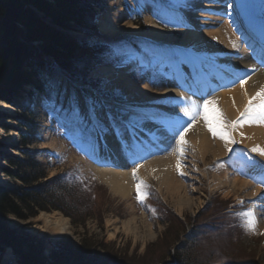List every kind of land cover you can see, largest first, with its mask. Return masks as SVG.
<instances>
[{"label": "rangeland", "instance_id": "1", "mask_svg": "<svg viewBox=\"0 0 264 264\" xmlns=\"http://www.w3.org/2000/svg\"><path fill=\"white\" fill-rule=\"evenodd\" d=\"M114 1L116 2V0ZM171 1L174 3V6L169 9V14L165 13L167 16L165 19L167 20H161L160 18V16L164 14L163 12H165L164 9L167 7L163 4L159 5L160 1L158 2L155 0H128L127 6L123 4L121 0L123 9H116L114 13L116 19H118L119 16H123L125 13V22H129L133 25H135L132 21L133 17L141 16L144 20V27L142 30L145 31H149L150 29L149 23L147 22L149 15L159 26L160 24L164 25V27L160 26L162 29L172 34L173 40L171 44L159 41L160 45L157 46L168 49L155 51L156 54L150 56L153 58L152 61L154 64L158 59L156 63L158 65H154L152 70L142 69L143 67L140 65V60H131L129 63L126 65L123 64L124 66H122L120 65V61L115 59V63L118 64H114L113 66L117 72L126 71V74H128L136 84L140 86L149 85L153 91L160 93H164L168 89V86L165 84L167 77L173 78L175 82H178L176 75L182 74L181 68L186 64L188 65L190 62L191 57L189 56V51L183 46V41L186 38L188 30L194 29L193 25L198 26L200 28V33H203L209 30L206 23L208 24L210 19H220L221 24L227 22L228 25L234 29V33L236 32L239 35L241 32L239 31L238 25H235L233 22V16H230L231 13V15L237 13L241 16L239 12L241 9V11L250 13L252 16L256 14L258 17L264 18V0H259L258 3H256V0H229L227 3H225L227 0H217V2L216 0L204 1V4H209V7L212 6L208 8V10L206 8L203 10L194 9L196 5H193V2L195 0ZM198 2L199 0L195 1V3ZM105 4L107 9L109 7L107 0H105ZM191 5H193V8H190ZM100 13L101 12H98L97 18ZM211 28L217 29V27L213 25ZM101 35L104 36L102 33ZM120 38L129 39L133 37L123 36ZM174 49H181V52H176ZM142 54L143 59H145L144 51ZM216 56H219V54H216ZM92 78L98 79L93 76ZM102 79L101 85L106 92H112V94L118 96V99H123H101V103L105 106V109L110 107L111 110L115 112L118 108L130 105L137 109L160 115L158 110L173 108L174 103L171 101V98L170 100L168 99L170 103L166 102L164 104L161 94H159L155 100H144L141 101V103H136V101H138L136 96L127 94L120 88H114L111 80ZM238 84L239 82H236L233 85L238 87L236 86ZM233 85L231 87H234ZM87 89L90 88L88 87ZM29 91H32L31 94L28 93ZM222 91L226 92V90H220V92H216L213 96H210L209 99L217 98ZM117 92L119 95H116ZM91 94L94 96L96 95L94 92H91ZM74 95L75 93L72 91L70 83L65 79L60 78L56 81L55 79H48L46 77L45 83L43 85H38V89L33 91L27 88V93L24 94L21 99L13 100L14 106L11 105L13 108L12 111L6 112L5 110H1L2 106H10V104L0 100V194L1 192L18 193L23 189L22 182L16 179L18 170L14 164L24 160V150L39 151L37 160L46 166L48 179L70 168H75L87 178L96 180L99 185L107 189V194L102 195L104 198L103 206L101 205L103 210L102 219L97 216H91L86 219L84 226H76L73 225L71 219L67 217L70 221L73 239H56L51 237L52 232L47 231L36 221V218L42 213H39L37 217L27 221L20 220L14 216L8 218V224L14 230H20L32 238L43 241V257L46 259V264H53L51 254L54 252L53 245L55 243L66 240L74 247H78L85 238H91L96 243L98 242L99 245L105 246V249L109 248L115 251V256L136 258L137 260L141 259L143 261L144 259L150 260L148 255H146L149 246L163 242V244L166 243L169 248H160L161 253L166 254L167 252H171V255L164 261L165 264H179L176 254L179 252V247L187 241L189 231L193 232V230H195L197 226L196 216L203 211H207L208 214H211L213 210L218 211L225 205H228V208L234 211V213L226 217L228 222L226 220L223 221L226 222L228 227L222 231L224 234L221 237L225 238V241L230 245L227 256V259L230 260L224 261L223 264H264V234H262L264 233V208H260L259 206L260 198L254 199L253 196H248L252 186L264 192V184L260 183L261 179H264V163L257 158L251 157L244 146L237 141L235 135L233 136L237 143L230 144L231 151L227 150L224 156L218 157L217 159L210 154H208L206 158L194 154V148L192 146L194 142L190 141L188 143L187 155L189 158L186 159L188 163H181L180 166V168L185 167L187 169V180H183L180 168L176 175L182 184L189 187L187 195L190 199V204L194 202L193 207L186 206L182 212H178L176 209V203L178 202L177 196L174 195L172 197L167 190H165V187H160L159 182L156 180L145 182L152 190V193H150L151 200L146 201L145 204L142 205L137 200V192L126 199L116 197L111 193L109 187L95 177L92 170L94 166H97L98 160H96V155H94V157H85V153L78 143L77 136L79 134L90 136L92 140L89 145L85 144V146L93 147L95 150L98 149V151L102 150L103 136H98L92 130L87 103L81 93L78 94L81 113L76 120V115L73 112L75 108L73 104ZM254 95L255 94H252L251 96ZM205 99H208V97ZM198 103H202V100ZM186 119L188 120V118ZM23 120L32 124L34 129L36 128L37 133L35 134L37 135V141L33 142V144L30 143L32 141L33 129L24 128L21 125ZM199 120L203 122L202 119ZM147 122L149 121L145 123ZM158 127L161 131L165 128V126L162 125ZM69 129L73 132L74 136L67 135V130ZM190 130L187 133H190ZM135 133L139 135L138 130H136ZM107 134L113 135L114 133L109 132ZM209 135L212 139L211 141H216L218 139H214L210 132ZM170 138L175 141L173 137ZM24 142L27 146H24ZM47 145H51L52 147L48 149ZM176 153L175 147L171 146L165 154H158L156 156H161L162 158L171 156L172 159H175ZM63 158L62 165H57V160ZM226 168L230 171V176L232 178L248 182L252 186L249 187L248 190L245 189L244 191L242 189L238 191V193H234L228 188L220 187L214 180V176H221L222 171ZM188 179L194 180L188 181ZM138 182L139 181H137V183ZM191 184L193 185L192 187L190 186ZM191 189H196L195 194L190 192ZM153 192L155 193L153 194ZM240 201L244 203L241 204ZM249 208H252L255 212V232L246 230L245 227L242 226L243 219L237 215V213ZM53 213L63 215L59 211L45 212L44 214ZM171 214L180 218L182 220V228L185 227L184 230L179 232L177 240H171L175 233H172L171 237L169 236L170 233H168L171 227L174 226ZM214 217H218V215ZM131 218H135L137 224H140L142 222L141 220L145 218L150 223L155 237L142 241L135 239L133 235L124 231L122 229L124 222ZM259 226H261L262 229H259ZM166 233H168L169 237H166ZM169 241H171V244ZM194 247H196L197 250L200 249V243L195 244ZM8 252H11L15 262L20 264V257L16 255L11 248H6L0 258V264H4V255ZM195 260L190 259L188 264H203L197 261V258Z\"/></svg>", "mask_w": 264, "mask_h": 264}, {"label": "trees", "instance_id": "2", "mask_svg": "<svg viewBox=\"0 0 264 264\" xmlns=\"http://www.w3.org/2000/svg\"><path fill=\"white\" fill-rule=\"evenodd\" d=\"M104 9V0H0V100L10 103L22 95L25 86L37 89L45 83L46 77L58 81L61 74L73 84L90 85L101 97L118 99L104 91L101 81L89 79V74L100 66L118 64L115 59L124 60L122 56H113L117 51L141 52L144 42L100 37L96 18L98 11ZM73 33L93 38L85 39ZM127 62H120V65ZM71 88L75 97L81 91L86 98L92 97L86 88L80 90L74 85ZM21 125L33 129L30 143L36 142V128L25 120ZM79 139L84 146L92 140L82 134ZM24 146H27L25 142ZM38 154L37 150H24V160L14 164L18 170L16 179L22 182L23 189L18 193L0 194V258L6 248H11L20 257V264H46L44 244L40 239L11 228L9 217L27 221L40 212L59 211L70 218L73 225L84 226L91 216L102 219V195L107 194L105 187L75 168L48 179L46 166L37 160ZM63 160H57V164L61 165ZM143 191L146 192L143 202L151 200L150 188L147 186ZM227 209L225 205L211 214L203 211L196 216L195 230L188 234L187 241L176 254L179 264H188L190 259L196 258L203 264H223L230 260L227 259L230 245L221 237L228 227L223 222L229 216L223 213ZM172 217L174 226L168 233L170 237L175 233L171 240H177L185 227L182 228L180 218ZM197 243L201 246L198 250L194 247ZM160 248L169 247L163 242L149 246L146 255L150 260L143 261L115 256V251L105 249L91 238H85L78 247L62 240L53 245L51 258L53 264H165L171 252L161 253Z\"/></svg>", "mask_w": 264, "mask_h": 264}, {"label": "bare ground", "instance_id": "3", "mask_svg": "<svg viewBox=\"0 0 264 264\" xmlns=\"http://www.w3.org/2000/svg\"><path fill=\"white\" fill-rule=\"evenodd\" d=\"M195 1L193 2V5H196L194 9L203 10L206 8L208 10V8L212 7H209V4H204V1L208 0H199L198 3H195ZM107 4L109 7L105 12L100 13L97 18V25L104 37L132 36L146 38L154 42L164 41L167 44H171L173 40L172 34L155 24L151 17L148 16L149 19L147 21L150 29L149 31H145L129 22H125V13V16H119L118 19L115 18V10L119 8L123 9L121 0H116V2L114 0H107ZM193 5L190 8H193ZM231 14L230 16L234 18L233 21H237L235 16ZM165 16L163 14L161 18ZM241 16L244 15L242 14ZM212 25L217 27V29H212ZM252 25L257 33L264 35V22H256L255 25ZM206 26L209 27L207 32L200 33V28L193 25L194 29H190L186 33L183 46L189 51V56L191 57L189 64L183 66V70H187V73H184L185 75L178 79L179 81L176 85L173 78H167L165 84L168 86V89L164 93L153 91L149 85L140 86L136 84L126 74V71L117 72L112 66H102L91 73L95 78L111 80L114 88H120L127 94L136 96L138 98L136 103H141L144 100H155L159 94H161V97L163 96L162 102L164 104L166 102L170 103L168 101L170 98L172 101V98L179 97L176 101L180 103L173 105L172 109L167 108L164 112L165 116L169 115L170 118L162 116L157 120L145 123L143 129H138L140 131L139 135L135 133V136L131 137L126 134L124 140L119 139L115 134H105L102 137L103 142L106 144L102 146L104 152L100 154L97 166H94L92 171L95 177L109 187L111 193L116 197L122 199L130 198L136 190L137 181L150 182L156 180L159 182L160 187H165V190L172 197L174 195L177 196L176 209L178 212H182L186 206L193 207L194 204V202L191 204L189 202L190 199L187 195L189 187L182 184L176 175L178 172L176 160L179 159L182 164L188 163L186 161L189 158L187 155L188 143L193 141L194 154L201 155L204 158L210 154L217 159L224 156L229 148L231 149L230 144L227 148L225 147L224 141L218 139L211 141L212 139L204 123L197 120L192 126L190 133H186L185 135L188 143L182 156L176 153V160L172 159L171 156H165L164 158L156 156L158 154H165L171 146L176 148V140L174 141L170 137H173V130L182 124L179 115L183 116L182 108H190L191 102H196L197 97H207L214 93L216 89L226 90V92L222 91L215 100L218 101L217 107L224 111L228 119L234 120L238 116L237 110L242 111L248 98L264 86L263 57L261 56V61L257 60L256 53L258 52L254 55L253 51L246 47L247 43L243 39L244 36L240 37L236 32L234 33V29L227 22L221 24L220 19H210L209 23H206ZM233 43L236 44V47L232 46ZM216 54H219V56H216ZM196 70L197 74L194 73ZM200 70L202 71L200 72ZM241 78L246 81L243 87H241L240 83L236 85L238 87L234 85L235 88L231 87L235 82H239ZM188 91L192 92L193 96H189L187 94ZM207 91L209 93H206ZM184 98L190 100H184ZM12 109L11 105L1 107V110H5L6 112H10ZM165 122H172L171 127L165 126L161 131L158 126L165 125ZM240 133H244V135L241 136ZM233 135L236 136L237 141L244 146L251 156L264 163V157L251 152V149L257 145L264 148V126L245 125L242 128H238ZM51 147V145H47L48 149ZM140 156L142 157L139 159ZM147 159L148 161H145ZM112 160L113 163L110 162ZM135 163L139 165H136V167L133 165ZM133 168H137V179L133 178ZM180 170L183 180L186 181L187 169L181 167ZM193 180L188 179V181ZM214 180L220 187L228 188L234 193H238L242 189L244 191L245 189L248 190L252 186L248 182L232 178L227 168L222 171L221 176H214ZM190 186L192 187L193 185L191 184ZM251 188L248 196H253L254 199L260 198L259 206L260 208H264V192H261L254 186ZM190 192L195 194L196 189H191ZM36 221L47 231L52 232L51 237L53 238L73 239L69 219L59 213H42L36 218ZM141 221L140 225L136 223L135 218H131L124 222L122 229L133 235L135 239L142 241L154 238L155 233L150 223L145 218ZM259 229H262L261 226H259ZM4 264H17L11 252L5 253Z\"/></svg>", "mask_w": 264, "mask_h": 264}, {"label": "snow or ice", "instance_id": "4", "mask_svg": "<svg viewBox=\"0 0 264 264\" xmlns=\"http://www.w3.org/2000/svg\"><path fill=\"white\" fill-rule=\"evenodd\" d=\"M232 46L236 47V44L233 43ZM143 51L145 59H140V65L143 68H147L152 63L151 59H148V57L154 56L156 53L155 50L151 48H145ZM113 56L124 57L125 59L121 60V63H125L128 60L139 59L136 57L135 53L130 50L117 51ZM239 83L241 87H243L246 81L241 78ZM116 95H119V93L117 92ZM245 95H247V93H245ZM201 99L202 103L192 101L190 108H182L183 115L187 117L188 120L185 124H181L178 128L173 130V138L176 140L175 151L179 156H182L186 150L185 146L188 143L185 139L186 133L199 119L203 120L205 127L214 139L218 138L224 141L226 148L229 144L237 143L233 133L238 128H242L245 125L264 126V86H262L254 96L248 98L242 111L239 109L237 110L238 116L234 120H229L224 111L217 107V100L205 99L203 97ZM86 103L88 105L92 130L101 137L109 132L114 133L121 140H124L126 134L134 137L136 130L143 129L146 121H154L157 119L155 114L137 109L130 105H125L114 112L110 107L105 109V106L101 102L92 97L87 98ZM79 111L77 105L73 109V112L76 116H79ZM240 135L243 136L244 133H240ZM228 150L231 151L230 148ZM251 152L264 157V148H261L259 145L253 147ZM180 166L181 162L178 159V170ZM136 173L137 168H133L132 174L134 179H137ZM260 183L264 184V179H261ZM146 188L147 185L142 180L136 184L137 200L139 202H143L146 198V192L143 191V189ZM240 203L243 204L244 202L240 201ZM237 215L243 219L242 226L245 227L246 230L252 232L256 231V217L252 208L241 211L237 213Z\"/></svg>", "mask_w": 264, "mask_h": 264}, {"label": "water", "instance_id": "5", "mask_svg": "<svg viewBox=\"0 0 264 264\" xmlns=\"http://www.w3.org/2000/svg\"><path fill=\"white\" fill-rule=\"evenodd\" d=\"M34 10V9H33ZM35 11V10H34ZM40 17H43L44 18V16L42 15V14H40L39 12H37V11H35Z\"/></svg>", "mask_w": 264, "mask_h": 264}]
</instances>
